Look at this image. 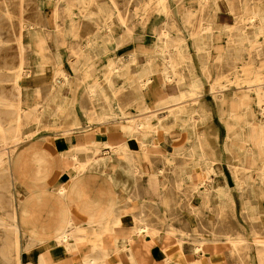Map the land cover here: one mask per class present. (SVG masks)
<instances>
[{"label":"bare ground","instance_id":"obj_1","mask_svg":"<svg viewBox=\"0 0 264 264\" xmlns=\"http://www.w3.org/2000/svg\"><path fill=\"white\" fill-rule=\"evenodd\" d=\"M61 1L65 0H18L15 3L19 6L15 16L20 29L16 38L19 55L18 69L24 68V52L32 42L31 51L39 55L38 61L41 64H45L44 55L46 54L56 64L57 71H61L63 75L68 76L72 71L75 76L79 77L82 73L85 77H89L85 82L86 92L93 103V114L96 119L118 113L124 114L122 108L115 104L109 103L107 108L103 106L98 98L102 85L97 82V78L90 77L91 71H83V68L85 70L93 65V59L103 52L100 40L103 38L110 40L113 37V23L110 20L107 21L108 17L99 15L94 17L97 20L99 32L87 38L82 46L73 44L67 46L66 59L69 64L63 66L61 55L64 39L57 38L55 34L57 31L61 35H66L65 32L76 35L77 25L72 15H67L70 23L66 31L65 28H58L54 22L53 35L42 24L31 22L23 15L25 5L40 8L44 4H50L53 9H56ZM75 1L85 7V4H90L93 0ZM141 1L139 6H137L138 2L134 4L136 7L131 19V28L126 27L127 32L128 30L139 32L137 35L139 37H135L137 41L133 43L128 56L109 64L114 71L102 72L103 82L109 86L113 85L114 79H121L122 82L130 79L129 84L134 91L149 97L150 103L145 113L133 116L132 120L126 124L110 126L112 130H123L120 134H113L118 137L117 140L107 139L103 131L82 132L76 137L81 139L76 145H69L60 153V156H70L74 161L71 167L72 174L66 176L63 173L60 156L55 159L49 155V150L53 149V143L46 145L38 154L27 155L28 148L34 142L30 144L27 141L30 137L22 141L20 131L22 116L29 118L31 112L22 110L20 105L16 104L17 109L9 122L4 124L0 120V164H7L5 172L11 177V181L20 182L19 179L24 181L22 184L18 183L21 186L18 191L12 188L9 190L8 197L12 202L11 205L13 207L15 205L16 212L8 219L9 221L0 218V225L6 226L14 235V240L9 245H4L8 248L11 246V252L6 250L8 255L3 256L5 259L10 258L13 263L21 264V253L29 252L34 246L32 243L51 240L56 248V250L52 249L51 254L54 263L57 264L61 259L57 251L59 247L64 248L66 253H71V250L76 248L83 259V252L92 249L90 243L101 247L103 241H108L114 245L113 253L116 258L119 252L124 250L135 264H140L141 253L155 248L157 244L160 245L159 255L161 254L162 264H195L191 260L186 261L182 237H176L168 230L161 236L160 226L145 222L142 214L132 219L129 232L126 234L122 230L116 232L122 219L120 212L115 209L116 196L124 190L135 188V177L150 170L151 163L147 155L148 143L139 138L143 134L153 137L152 147L156 149L160 144L166 143V134H169L167 139L169 153L187 157L188 164L192 165L196 172L193 176L195 192L205 194L206 199L231 198L225 186V177L218 170L221 165L226 164L235 169H243V171H233L232 175L238 196L237 210L245 213L250 221V228H237L239 229L236 232L238 235H235L237 237L223 241L213 238L203 239L200 245L196 246V253L207 258V264H217L214 257L216 254L222 257L223 264H229L228 250L231 247L235 251L242 250L246 253L255 249L260 255H264V236H257L258 229L255 228L257 224L254 222L260 214L254 201L257 197L255 186L264 182V75L258 72L255 76H250L249 72L242 81L229 79L232 81L223 85L220 78L213 76L212 71H209L211 66L208 63L210 44L212 45L216 40L213 37H218L220 33L216 25L217 13L213 12L207 18L201 13L195 22L193 16L196 15L191 9L171 11L167 6L170 0ZM207 1L209 0H200L199 3L205 5ZM225 1L230 10H236L239 2ZM1 4L4 8L0 10L11 21L12 26L13 14L8 9L10 4L5 0ZM115 7L118 19L125 24L124 15L118 6ZM66 9L68 11L70 8ZM161 12L165 17L163 20L157 18ZM243 19H247L249 25L256 28L255 34L264 33V17L261 12L254 11L249 17ZM158 21H162L160 30L156 28ZM151 25L155 28H151ZM145 32L151 36V42L148 44L142 40ZM8 34V32L0 33V46L6 44ZM189 39L197 54L196 64L202 70L204 69L207 75L209 83L207 89L203 88L200 78L194 72L195 63L191 57ZM212 47L214 48L215 45L213 44ZM70 56L73 58L71 59ZM216 57L220 58V55L217 54ZM228 60L229 64L235 67L236 56ZM241 83L245 86H241ZM64 84V80L57 82V97L52 100L51 105L45 107V113L49 116L50 122L59 121L60 133L51 141L56 147L64 146V140L72 137L71 126L77 122L73 109L75 101L67 99L63 106L60 105L64 92L58 91ZM231 84L235 87L224 88ZM168 86L173 88V91L168 92ZM240 88L245 90H238ZM17 91L19 92V89ZM251 91L257 102L256 114H252L247 108V95ZM5 103V98L0 96V106ZM8 105L15 106L12 102ZM209 108H213L219 117L227 120L224 124L226 135L221 147L217 142L216 130L213 126L206 125L202 129L195 127L199 124L198 120L200 123L205 122ZM239 111L246 125L242 131L229 124V121L237 118ZM42 116V114L40 117L36 115L38 122L42 120ZM36 118H34L35 121ZM46 124L48 125V122ZM175 125H179L177 130L174 128ZM243 132H246L247 136H241ZM187 140L191 144L189 152H185ZM100 146L107 149L105 152L108 155L106 153L101 157L97 155ZM115 152L117 155H109ZM5 154H7L6 159ZM121 168L131 171L133 178L120 181L121 174L110 173L111 169L115 171ZM49 175L52 183L58 178L62 179L56 190L47 189ZM146 175L149 185L156 186L154 182L157 180V175L155 173H146ZM94 177L98 178L97 184L110 183L112 189L88 188ZM187 177L192 179L191 174H187ZM45 200L50 201V211L55 215L52 220V233L47 236L42 234L44 222L37 218L38 211L42 209ZM46 223L48 224V221ZM246 231L250 232V237H242ZM89 233H98V235L92 237L88 235ZM17 235L26 236L22 246H19ZM136 242L140 245H136ZM260 246L263 248H259ZM102 254L101 257H106L108 252L102 249ZM261 260L264 264L263 257ZM39 264H42L41 260ZM101 264L105 263L102 261Z\"/></svg>","mask_w":264,"mask_h":264},{"label":"rangeland","instance_id":"obj_2","mask_svg":"<svg viewBox=\"0 0 264 264\" xmlns=\"http://www.w3.org/2000/svg\"><path fill=\"white\" fill-rule=\"evenodd\" d=\"M2 1L0 0L1 10L4 8L1 4ZM199 1L170 0L167 6L171 11H175L176 9L181 11L191 9L196 15L193 16L195 22L201 13L206 18L210 14H213V12L217 13L218 20L216 25L220 33L218 37H213L216 39L213 43L215 47L213 48V44H210L211 52L208 59V63L211 66L209 71H212V75L215 77L218 76L223 85L229 84L230 81L236 79L240 82L246 73L249 72L251 73L250 76H255L258 72L264 75V33L255 34L254 31L256 28L251 27L247 19H243L244 17H249L254 11L261 12L264 17V0H236L239 2L237 3L236 10H230L225 0H209L205 5L200 4ZM5 2L10 4L8 9L13 14V25L11 26V21L0 10V33H9L6 36V44L0 46V96L4 97L6 102L0 106V120L4 124H7L17 109L16 104H19L22 110L31 112V118L22 116L20 131L23 137L22 141L30 137L27 141L31 144L40 138L41 142L48 145L51 143L52 137L60 133V128L58 127L59 121L57 120L51 123L49 116L45 113V107L52 104L59 80H64L65 84L63 88L74 85L80 87L82 90L81 98L73 103L77 122L71 126L73 128L71 131L73 133L71 139L76 138L82 132L103 131L105 135L110 134L113 140H117L118 137L113 136V134H120L123 130H112L110 129L111 125L126 124L132 120L133 116H138L148 110L146 107L150 103L149 97L134 91L129 84L130 79L123 82L121 79H114L113 85L109 86L103 82L102 75L103 71L107 73L108 71H114V69L110 68L109 64L119 58L128 56L133 43L137 41L135 37L139 32H131L130 30L127 32L126 27L131 28V19L136 7L134 4L138 2L137 6H139L142 3L141 0H93L90 4H85V7L81 3H76L75 0H65L59 2L56 9H53L50 4H44L40 8L24 6V17L31 22L42 24L52 35L55 32L54 26L52 27L54 22L58 25V28H65L66 31L70 23L68 16L70 14L72 15L77 25L76 35L68 34L67 32H65L66 35H61L57 31V34H55L57 38L64 39L62 45L63 53L61 55V64L63 66L69 64V61L66 59L68 45L82 46L87 38L93 37L99 32L97 20L94 18L95 16H105V18L108 17L107 21H112V30L114 32L112 39H101L100 46L103 52L99 57L93 59V65H90L85 70L83 68V71H91L90 77L97 78V82L102 85L101 92L98 93V98L101 100L103 106L107 108V105L111 103L119 106L124 111V114L118 113L101 119L94 117L93 103L87 97L85 82L89 77H85L82 73L79 77L75 76L72 74V71L69 72L68 76L63 75L61 71H57L56 64L46 54L44 55L46 60L44 61L45 64H41L38 61L39 55L31 51L30 45L32 42H30L24 52V68L22 70L18 69L19 55L16 38L19 35L20 29L15 18L19 11V6L15 4L18 0H5ZM115 6H118L120 12L124 15L126 19L125 24H122L118 19V12ZM66 8H70L68 10L69 12ZM160 14L157 18L163 20L165 18L163 12ZM158 22L156 28L160 30L162 21ZM151 28L155 27L151 25ZM150 37L149 33L145 32L142 40L148 44L151 42ZM188 43L191 57L195 63L194 72L200 78L203 88L207 89L209 83L207 75L204 72L205 70H202L196 64L197 54L193 49L191 39L188 40ZM217 54L220 55V58L216 57ZM234 55L236 56L235 67L228 62V59L233 58ZM70 58L72 59L73 56H70ZM34 71H41V73L39 76H36L34 75ZM81 76H84V78L80 79ZM242 85L245 86L241 83ZM44 87L48 89L45 93H43ZM231 87L235 86L231 84L224 88ZM17 89H19V92ZM167 90L170 92L173 91V88L168 86ZM238 90L242 91L245 89L240 88ZM10 102L15 106H9L8 103ZM247 104L248 110L252 114H256L257 102L252 91L247 95ZM240 113L239 111L235 120L228 121L230 125L242 131L246 125L243 123V118L240 116ZM40 114L43 116L41 117L42 120L38 122L36 115L40 117ZM184 117L187 116L184 115ZM34 118H36V121ZM45 120L48 122V125ZM186 121L189 123L188 120ZM226 121L218 116L216 110L209 108L205 122L200 123L198 120L199 124L195 127L202 129L206 125L213 126L216 130L215 136L217 137V142L221 147L224 142L223 138L226 135L224 128ZM178 127L179 125H175V130ZM240 135L247 136V133L243 132ZM168 137L169 134H166V143L163 145L160 144L156 149L152 147V136H146V134L140 135L139 138L148 143L147 155L151 163L150 170L135 177V188L124 190L116 196L115 209L122 215L121 225L117 227L116 231L130 230L132 219L142 214L145 222H151L156 226H160L161 236L168 230L173 232L176 237H182V247L187 259L194 256V254L198 255L196 253V246L200 245L203 239L209 240L213 238L223 241L227 238L237 237L234 234L232 235V233H236L239 230L237 228H250V221L247 219L245 213L237 210V207H239V204L236 202L238 201V196L232 175L233 171H243V169H235V167H230L226 164L221 165L218 170L225 177V186L231 194V198L212 197L211 199H206L205 194L195 192L193 176L196 172L192 165L188 164L187 157L182 154L169 153L167 146ZM188 140L185 143V152L191 151V144ZM31 148L32 146L28 148L27 155ZM105 151L107 149L100 146L97 150V155L101 157L104 153L107 154ZM109 155H117V153H110ZM4 157L6 159L7 154ZM6 168V163L0 164V218L9 221L8 219L16 212L15 205L14 207L11 205L12 202L8 197L9 190L12 188V190L18 191L21 188L19 184L24 183V181L20 179V182L18 180L11 181V177L5 172ZM114 172L121 174L120 181L126 178H133L132 172L126 169L121 168L115 171L111 169L110 173ZM146 173H155L157 175V180L154 182L156 186L152 187L149 185ZM186 173L191 174L192 179L188 178ZM92 179L95 182L90 181L88 188L112 189L110 183L108 185L97 184L98 178L94 177ZM255 187L257 197L254 201L260 214L258 216L259 218L254 220V222L257 224L255 227L258 229L257 236L261 237L264 236V182L258 183ZM50 190H56V188L52 186ZM139 206H141V209H139ZM54 217L55 215L53 214ZM21 229L22 231L24 230L22 227ZM247 232L242 237H250V232H248L249 234ZM17 236L19 246H22L26 240V236ZM12 240H14L12 231L7 229L6 226L0 225V264H15L12 259H5L3 257L8 255L6 250L11 252V246L8 248L4 245H9ZM108 243V241H103L100 248L102 249ZM33 245L34 243H32ZM90 245L92 247L91 243ZM261 246L259 248L264 247ZM252 250L246 253L242 250L235 251L231 247L228 250L230 258L229 264H263L261 257L264 258V255H260L255 249ZM89 254H91V249L83 252L85 264L90 263L87 258ZM106 257H100V262Z\"/></svg>","mask_w":264,"mask_h":264},{"label":"crops","instance_id":"obj_3","mask_svg":"<svg viewBox=\"0 0 264 264\" xmlns=\"http://www.w3.org/2000/svg\"><path fill=\"white\" fill-rule=\"evenodd\" d=\"M41 73V71H34V75L39 76V74ZM60 90H62L64 92V94L61 97V101H60V105H64V103L67 101V99H71L72 101H78L81 98V93L82 90L80 87L78 86H74V85H69L68 87H62V89H59L58 92H60ZM48 89L46 87H44L43 89V93L47 92ZM57 97V94H55V96H53V99H55ZM107 139H112L110 137V134L106 135ZM54 140V138L52 137L51 141ZM79 140L81 139H77V138H66L64 140V146H60V147H56L54 142L53 143V149L49 150V155L55 159H57L60 156L61 151L65 150L67 148V146L69 145H76ZM46 146V144H44L43 142H41L40 138L37 139V141L34 142V144L32 145V148L29 151V155L32 154H38L40 152L41 149H43ZM61 158V165L63 167V173L66 174V176H70L72 174V170L71 167L73 166V159L70 156H60ZM48 178V184H47V189L50 190L52 189V186H54V188H57L58 183L62 180H60L59 178L57 180L54 181V183L51 182L50 180V175L47 177ZM51 210V203L50 201H43V206L42 209H40L38 211V220L39 221H43L44 226H43V235L47 236V235H51L52 233V220L53 218V214L50 211ZM43 214V217H42ZM48 221V224L46 223ZM41 230V229H40ZM117 233L119 231H116ZM123 232H125V234L127 232H129L128 229L123 230ZM238 235V233H232V235ZM89 236L91 235L92 237L97 236L98 233H89ZM137 243V242H136ZM136 245H140V244H136ZM159 244L156 245L155 248L146 251L144 253H141L140 258V264H162V259H161V254L159 255ZM55 249V245L53 244V242L51 240H45L43 243H34V247H32V249L29 252H23L20 255V260H21V264H39V260H41L42 264H56L54 263V260L52 258V249ZM103 250L108 252V256L106 258L103 259V262L105 264H135V262L131 261L130 258L127 256L126 252L124 250H121L118 254V258H116L115 254L113 253L114 251V245L112 243H108L106 244V246H103L102 248ZM102 249L97 246V245H92V249H91V254H89L87 256V258L89 259L90 263L89 264H101V260L99 259L102 256ZM57 251L60 253V261L57 262V264H85V260L81 259V254L80 251L76 248H73L71 250V253H66L65 249L62 247L57 248ZM89 251V250H88ZM91 257V258H89ZM215 260L217 262V264H223L222 261V257L219 254L214 255ZM40 258V259H39ZM205 257L201 256V255H196L194 254V256H191L189 258L186 259V261H193L195 264H207ZM210 262V260H209ZM211 263V262H210Z\"/></svg>","mask_w":264,"mask_h":264}]
</instances>
